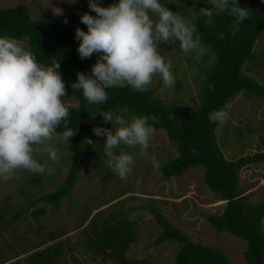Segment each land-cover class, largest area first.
Wrapping results in <instances>:
<instances>
[{
	"label": "trees",
	"instance_id": "obj_1",
	"mask_svg": "<svg viewBox=\"0 0 264 264\" xmlns=\"http://www.w3.org/2000/svg\"><path fill=\"white\" fill-rule=\"evenodd\" d=\"M97 2L101 6L108 7L118 3V0H97ZM238 2L242 7L248 8L245 0ZM250 10L249 17L240 24L239 31L235 33L232 31L234 17L226 12L214 11L207 22L198 19L191 24L197 27L196 35L200 37L207 58L214 57L209 66L197 64L200 91L193 112L184 110L179 112L175 110V105L163 104L150 87L146 92H138L127 86L108 88L106 89L108 100L98 107L106 112L127 109L128 113L133 115L155 116L156 120L149 123L154 126L155 131H163L168 141L176 146L177 151L175 159L159 168L164 179L180 177L189 169L200 168L203 171L204 185L219 201L225 202L220 214H205V221L217 233H227L246 242L243 258L247 264H264V233L261 228L264 220V200L251 203L249 196L244 195L239 186V172L245 167L264 162V150L253 155L227 160L217 143L216 132L220 126L209 121L210 112L220 109L226 111L231 100L240 95L247 100L264 101V81L242 74L243 68L249 63L254 64L248 68L250 71L254 68L264 70V60L254 51L258 41L264 37V0H260L257 6ZM78 12V16L68 23H57L48 18L32 21L22 9L0 8V37H10L18 41L26 39L29 51L39 64L46 67L51 66L54 60L60 62L58 71L62 74L66 91L72 94L77 103L76 108L71 109L69 117V127L76 130V135L69 138L72 151L67 175L61 184H55L52 192H43L45 190L43 185L40 186L42 193L28 194L27 205L21 208V212L14 214L11 219L12 224L28 219V215L31 219L29 224L33 220L45 218L46 206L52 207V213H55L63 200L71 199L83 165L90 163L97 166L99 149L107 160L103 152V142L106 138H100L98 145L93 141L92 131L104 119L97 114L93 120L91 116L95 107L88 105L82 90L74 91L71 87L77 82V73L90 74L93 65L87 59H81L78 54L76 29L79 27L86 32L88 28L81 23L80 16L84 13L95 16L96 13L89 8V0L79 3ZM177 49L183 53L180 47ZM187 61L191 64L196 62L192 56H187ZM209 85L214 86V91H210ZM249 128L247 125L246 132ZM63 130L62 126L57 127V132ZM254 131L256 132L253 130L252 135ZM259 141L260 145L264 146V134L259 136ZM121 148L129 152L127 146ZM107 171L109 174L102 176L104 187L106 181L111 178L109 172L111 170ZM49 179L54 180L53 177ZM32 181L35 185L39 184L38 178ZM39 204L44 205L37 207ZM142 209L148 210L153 215L155 225L159 228L154 245H162L168 241L176 244L174 264H231L220 250L194 243L184 233L175 229L159 210L152 206H143ZM86 210L90 211L88 208ZM9 213H12V210ZM104 213L106 211L102 210L93 215L83 230L84 234L88 233L86 250L90 253L93 251L96 257H102V262L113 260L116 264H146L144 261H131L126 258V252L135 243L137 225L127 218L129 212L121 209L108 215ZM4 216L0 214V222L2 221L3 224ZM3 224L0 226V233L4 231ZM39 226L35 230H38ZM30 230V233L33 232L31 228ZM62 236L63 233L59 232L50 234L48 238L52 242ZM23 244L25 245L26 241ZM46 244L35 245L34 249L37 250L29 251L30 254L24 258L25 263L59 264V258L63 254L62 244L45 246ZM18 246L17 244L14 248ZM8 247L9 254L10 252L14 254L12 245ZM1 253L3 256L0 255V264L11 261L7 257L4 258L6 255L4 250L0 249ZM17 253L26 254L27 247H21Z\"/></svg>",
	"mask_w": 264,
	"mask_h": 264
},
{
	"label": "rangeland",
	"instance_id": "obj_2",
	"mask_svg": "<svg viewBox=\"0 0 264 264\" xmlns=\"http://www.w3.org/2000/svg\"><path fill=\"white\" fill-rule=\"evenodd\" d=\"M82 1L85 0H0V8L22 9L32 21L48 18L57 23H65L67 19L68 23L78 16L79 3ZM259 1L245 0L249 9H254ZM160 3L181 16L188 24L198 19L207 22L209 17L201 16L200 9L212 7L209 0H160ZM52 7L62 8L63 15L55 16ZM21 42L29 50L27 40L23 39ZM80 42L77 40V48ZM160 47L159 50L166 62L171 61L170 71L177 82L175 87L166 88L157 74L153 77L151 90L163 104L175 105V110L179 112L183 110L193 112L195 104L198 103L200 91L197 64L209 66L214 57L207 58L205 52L198 62L191 64L187 61V56L178 51V41L162 44ZM254 51L264 60V37L258 41ZM97 56L98 54L94 53L91 58L87 59L88 62L95 64ZM252 65L254 64H247L242 74L258 81H264V70L254 68L250 71L248 68ZM61 100L65 102L71 114V109H75L77 104L72 94L66 91V96L61 97ZM226 111L229 119L216 132L217 143L225 158L233 160L263 152L264 146L260 145L259 136L264 134V101L247 100L240 95L231 100ZM119 112L120 110H117L112 113ZM132 115L127 113L128 119ZM247 125L250 128L246 132ZM97 127L114 129L115 125L111 122L104 123L102 120ZM253 130H256L254 135H252ZM238 132H240L239 135ZM102 137L107 138L94 134L93 141L100 145L99 140ZM48 146L57 151L58 159L55 162L50 159L49 153L44 151V148ZM34 147L38 149L34 153V158L41 164L47 161L44 175L20 170L13 179L7 181L0 179V214L5 215L4 224L0 222L4 227V231L0 233V249L5 251L4 258L11 259L6 264H26L24 258L30 254L29 251L34 252L37 250L34 249L37 244L44 243H47L45 246L54 243L62 244L63 254L59 258V264H116L113 260L102 262V257H96L93 251L90 253L86 250L88 233L84 234L83 230L96 213L105 210L104 215H108L110 212L114 213L121 209L127 210L129 212L127 218L137 223L135 243L129 247L126 258L131 261H144L146 264H174L176 244L168 241L162 245H154L153 242L159 233V228L155 225L153 215L148 210L142 209L143 206H152L159 210L175 229L184 233L194 243L220 250L231 264H247L243 258L246 242L227 233H217L204 219L205 214H220L225 202L219 201L204 185L203 171L200 168H192L180 177L164 179L162 176L160 166L175 159L177 151L176 146L168 141L166 134L161 130L154 132L147 154H140L139 146L135 149L129 148L128 153L133 155L135 163L126 179L121 180L109 171L111 178L106 181V187L103 186L102 176L108 175L107 170L111 169L99 149L97 166L90 163L83 165L80 178L74 185L71 199L63 200L55 213H52V207L46 206L45 218L33 220L29 224L31 219L28 215V219L12 224L11 219L14 214L21 212V208L27 205L26 196L28 194L42 193L40 186L43 185H45L43 192H52L55 184H61L68 172L72 151L70 141L54 139L46 145ZM122 150L125 151L124 148ZM153 156L159 163L158 169L153 166ZM49 168L52 170L51 175L47 174ZM52 177L53 181L49 179ZM35 178L39 179L38 185L32 181ZM239 186L244 195L249 196L251 203L263 201L264 162L242 169L239 172ZM43 205L39 204L37 207ZM87 205L90 207H86ZM10 210L12 213H9ZM37 226L40 228L35 230ZM30 228L33 230L31 233ZM261 228L264 233V220ZM59 232H62L64 236L50 242L48 238L50 234ZM24 241H26L25 245ZM17 244L19 246L14 248ZM9 245H12L14 254L11 252L9 254ZM23 246L27 247V253L19 255L17 252ZM0 255L3 256L2 253Z\"/></svg>",
	"mask_w": 264,
	"mask_h": 264
},
{
	"label": "clouds",
	"instance_id": "obj_3",
	"mask_svg": "<svg viewBox=\"0 0 264 264\" xmlns=\"http://www.w3.org/2000/svg\"><path fill=\"white\" fill-rule=\"evenodd\" d=\"M211 8H201L200 15L211 17L215 12H226L234 17L232 31L238 32L240 24L251 10L242 7L238 0H209ZM93 16L84 13L81 23L87 26L85 32L76 29V39L81 41L77 49L81 59H89L98 54L91 73L78 72L77 82L71 87L82 90L89 106H94V120L101 115L104 123L111 122L114 129L94 127L93 133L106 136L104 155L111 171L121 180L126 179L135 163L133 155L123 151L139 146L140 154H147L155 128L149 121L153 115L127 117L128 110L119 113L102 111L99 105L108 100L106 89L130 87L138 92H146L154 75H159L163 86H176V78L170 71L171 61L159 50L162 44L179 42L185 56L199 61L205 53L197 27L171 11L160 0H118L108 7L97 0H89ZM55 16L63 15V9L52 7ZM153 17H156L153 19ZM67 23V19L64 21ZM60 62L51 66L39 64L31 51L21 41L10 37H0V179L15 178L20 170H28L44 175L47 161L41 164L34 158L38 151L34 146L46 145L54 139L69 138L76 130L69 127V108L61 97L66 96L65 82L58 71ZM198 74V73H195ZM210 91L214 86L209 85ZM229 114L224 109L209 113L211 123L223 126ZM62 126L63 131L57 132ZM44 151L50 159H58L57 151L48 146ZM154 168H159L156 157H152ZM51 169L47 174L51 175Z\"/></svg>",
	"mask_w": 264,
	"mask_h": 264
}]
</instances>
